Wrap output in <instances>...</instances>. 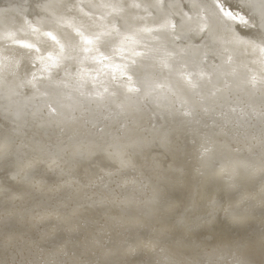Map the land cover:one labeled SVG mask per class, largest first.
<instances>
[{"label": "snow or ice", "instance_id": "obj_1", "mask_svg": "<svg viewBox=\"0 0 264 264\" xmlns=\"http://www.w3.org/2000/svg\"><path fill=\"white\" fill-rule=\"evenodd\" d=\"M0 100V264H264V0H8Z\"/></svg>", "mask_w": 264, "mask_h": 264}, {"label": "bare ground", "instance_id": "obj_2", "mask_svg": "<svg viewBox=\"0 0 264 264\" xmlns=\"http://www.w3.org/2000/svg\"><path fill=\"white\" fill-rule=\"evenodd\" d=\"M8 2V0H0V7L4 6L6 3ZM115 3V2H119V0H93V3ZM124 3H132L133 0H123ZM135 2L137 3H141V4H148V3H153L154 0H135ZM174 2H179V3H182L183 5L187 6L188 4H190L191 2H194V0H165V3L168 4V3H174ZM195 2H210V0H195ZM232 2H236V0H232ZM185 11L188 10L187 7H185L184 9ZM143 14V13H142ZM181 98L191 102L194 97H192L190 94L185 96L183 94V92H181L180 94ZM231 102L232 103H237V102H243V103H249V102H253V101H250L249 98L247 96H244L243 94H241L239 97L237 96H233L231 98ZM0 103H4V101L0 100ZM68 103H73V101H68ZM176 103V106L179 107V100H176L175 101ZM222 103V101H216V102H212V101H209L208 102V107L210 109H215V112L214 113H210V115H218L219 111H220V107L219 105ZM225 112L228 111V108L227 106L225 105L224 109H223ZM198 111H202L201 109H199L198 107ZM77 115H79V113H77ZM205 120L210 124L211 123V120L208 119V117H205ZM191 127L193 128H199L201 127V125H192ZM245 155H247V153H245ZM195 181H196V177L195 175H191L189 177H185L184 180L182 181L181 185H179V188L181 190H188L189 187L191 185H194L195 184ZM250 191V188L247 184L245 185H242L241 187V190L239 193L235 194L233 196V200H232V203L234 204L235 206V210L236 211H240L243 207H244V203L243 201L247 198V195ZM136 195L139 197L140 194L139 193H136ZM205 195H212V196H217L218 195V191L217 190H213L209 193H205ZM142 199L147 200V195H145L144 197H142ZM225 207H227V204L224 205ZM138 207H143L145 208V210H148L147 209V206H146V203L145 205H140L138 203ZM115 211H119V208L117 207L116 209H114ZM221 215H223V213H221Z\"/></svg>", "mask_w": 264, "mask_h": 264}]
</instances>
